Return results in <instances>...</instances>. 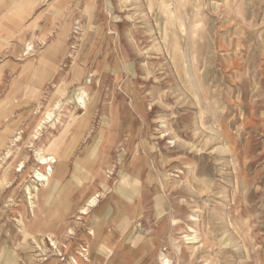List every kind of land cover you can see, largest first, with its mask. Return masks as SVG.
<instances>
[{"label":"rangeland","instance_id":"rangeland-1","mask_svg":"<svg viewBox=\"0 0 264 264\" xmlns=\"http://www.w3.org/2000/svg\"><path fill=\"white\" fill-rule=\"evenodd\" d=\"M177 1L0 0V264H264V0ZM74 59L100 77L77 139Z\"/></svg>","mask_w":264,"mask_h":264},{"label":"bare ground","instance_id":"bare-ground-1","mask_svg":"<svg viewBox=\"0 0 264 264\" xmlns=\"http://www.w3.org/2000/svg\"><path fill=\"white\" fill-rule=\"evenodd\" d=\"M150 2L155 6V5H158V6H160V8H163V9H166V11H165V13L164 14H166L167 15V19H166V23H168V24H170L172 21V17H171V11L168 9L169 8V4L171 5V3L172 4H176V3H178V1L177 0H150ZM142 3V2H141ZM180 3V2H179ZM182 4V3H181ZM146 6V5H145ZM193 6V5H192ZM181 7H183V5L182 6H180V9H181ZM146 9V8H145ZM195 9L196 10H200V7L198 6V5H196V6H193V9L192 10H190V9H188V7L186 6V8L184 9V11H183V13H184V15H185V17L183 16V14H182V12H180V17H181V20H183L182 21V27L184 28V32L185 33H183V34H185L184 35V38H185V40L186 41H188L189 42V40H192V36H191V31H193L194 32V30H192L194 27H195V25H193L192 23H193V21L192 22H190V24H189V26H187V21L188 20H190L191 19V17H193V15H195ZM152 11V10H151ZM201 11V10H200ZM174 12V11H173ZM178 12V11H177ZM199 13V12H198ZM173 14V13H172ZM179 17V16H178ZM191 21V20H190ZM6 28V27H5ZM16 28V23H15V20H13V21H11L10 22V26H9V29H8V33L9 34H12V35H14L15 34V31H13L14 29ZM4 29V28H3ZM5 30V29H4ZM115 31V30H114ZM119 34V33H118ZM95 39V38H94ZM63 42V41H62ZM104 43V42H103ZM123 43V42H122ZM193 43V42H192ZM62 44V43H61ZM93 44H94V42H93ZM13 46L11 47V49H16L17 48V46L16 45H14V44H12ZM64 45V44H63ZM96 45H97V43H96ZM76 46V45H75ZM95 46V45H94ZM121 44H119V48H121ZM34 49V47H33V45L31 44V43H28L27 44V51L29 52V51H31V50H33ZM75 49V48H74ZM146 49V48H145ZM51 50H53V49H51ZM48 51V50H47ZM55 51V50H54ZM147 52V51H146ZM54 53H56V52H54ZM58 53V52H57ZM47 54V53H46ZM61 54V53H60ZM52 55V54H51ZM76 55V54H75ZM188 55V54H187ZM47 56L48 55H46V56H44L43 58H41L40 60H43L44 62H45V64L47 63V65L49 64V67L51 66V67H54V65H55V63H57L56 61H54L53 59H51V58H47ZM49 56H50V54H49ZM52 56H55V55H52ZM74 56V55H73ZM119 56V55H118ZM122 56V55H121ZM130 57V56H129ZM57 58V57H56ZM86 58V57H85ZM102 58V57H101ZM119 58V57H118ZM46 59H47V61H46ZM134 59V58H133ZM73 60V59H72ZM61 61V60H60ZM121 61V60H120ZM132 61H134V60H132ZM44 62H41V63H44ZM110 63V62H109ZM60 65V64H59ZM86 65H87V63H86ZM106 65V64H105ZM68 66H70V71H67L68 72V75H67V77H66V81L67 82H65V83H68L66 86H65V88H66V90H64L65 92H64V97H68L69 95H70V88H69V85L71 84H74V82H79V86H78V89H79V92L81 93V95H79L78 96V98H77V102H78V106L80 107V109L81 110H83V116H81V117H79V116H77L76 114H72L71 116H70V119H72L73 117H76L75 118V120L74 121H70L72 124H73V126L72 127H69L68 126V128H67V130L70 132V131H72V133H73V138L74 139H77L76 138V136H77V134L83 129L84 130V128H86V126L88 127V125H89V123H91V117H92V113H93V108H94V99L93 98H90V97H87L86 96V88L88 87V88H90L91 86H92V82H94V80L95 79H97V78H100V77H97V76H93V75H90L87 79H86V84H84V85H82V83H83V77H84V75H85V71L87 70V68H85L83 71H80V69L78 68V64H76V59H74V62L73 61H71V63L70 64H68ZM109 66V65H108ZM108 66H107V68H108ZM106 68V67H105ZM49 69V68H48ZM79 69V70H78ZM137 69V68H136ZM51 70V69H50ZM55 70V69H54ZM53 71V70H52ZM36 72V71H35ZM39 73V72H38ZM72 73V74H71ZM103 73V72H102ZM39 75V74H38ZM38 75H37V77H38ZM55 75V74H54ZM71 77V78H70ZM105 77V76H104ZM35 78H36V76H35ZM70 78V79H69ZM68 79V80H67ZM101 82V81H100ZM98 83H99V81H98ZM37 85V84H36ZM89 85V86H88ZM77 86V85H76ZM45 90V89H44ZM19 92V91H18ZM87 98H86V97ZM67 97H66V99H67ZM63 98V97H62ZM71 102V101H70ZM113 107L114 106H111V107H109L110 108V110H109V112L111 111V110H113ZM115 109H117L118 110V108H115ZM72 111V107L70 106V104L68 105V107H67V109L65 110V112L66 113H68V112H71ZM81 112V111H80ZM113 112V111H112ZM50 113V112H49ZM96 113V112H95ZM48 115V114H47ZM52 115H53V113H52ZM66 115V114H65ZM50 115L48 116V119H50ZM108 117V120L111 122V125H112V129H113V126H115V127H118V125L115 123V125H114V121L115 120H118V118L117 119H110L109 118V116H107ZM66 120V119H65ZM122 121V120H121ZM64 122V121H63ZM64 124V123H63ZM42 125L43 124H40V125H38V128H41L42 127ZM44 128V127H43ZM108 128V127H107ZM111 128H108V130H110ZM87 129V128H86ZM67 131V132H68ZM39 132V131H38ZM109 135V138H108V144H107V146L108 147H111V145L113 146V144H111V142H112V140H113V138H114V136H115V133L114 132H109L108 133ZM165 132H163V134H162V137H165ZM78 136H79V134H78ZM175 136H177V135H175ZM178 137V136H177ZM21 138V136H19L18 137V139H20ZM111 138V139H110ZM17 139V138H16ZM74 139H72L67 145H65V147H63V151H62V155H61V159H60V161H59V159H57L58 157H56L55 155H45V154H40L39 155V160H40V164H44L45 166H46V172L45 171H43V172H39L37 175H38V181H40L41 182V184H47V183H49L50 181H51V179L50 178H52L53 179V177L54 176H56V175H58L59 173V170L58 169H55V164L56 163H58V161L60 162V165L61 166H63V168L65 167V165H66V163H67V160H68V157H69V152H70V150L72 149V147H73V143H74ZM168 139V138H167ZM77 141V140H76ZM170 141V140H169ZM173 143V142H172ZM174 143H175V141H174ZM106 146V147H107ZM144 146V145H143ZM76 147V146H75ZM106 150H107V148H106ZM105 150V151H106ZM41 151V150H40ZM71 154V153H70ZM71 158V157H70ZM117 167H118V165H117ZM109 171L110 172H112V169H109ZM113 171H115L114 169H113ZM38 172V171H37ZM103 171H102V169H101V171L99 170V171H97V176H99L100 177V174L102 173ZM35 177H37V176H35ZM101 180H104V181H106V182H108V179H104V178H101ZM97 182H99L98 180H96L95 181V189H96V192L93 194V196L88 200V202H87V205L86 206H84V207H82V209H81V213L82 214H88L89 213V211L92 209V208H96V207H98V206H100V203L103 201V196H104V194H103V192L101 191V189L98 187V184H97ZM43 186V185H42ZM47 186V185H46ZM37 187V186H36ZM39 188V187H38ZM30 190V189H29ZM30 193V192H29ZM37 193V192H36ZM41 193V192H40ZM39 193V194H40ZM29 195V194H28ZM30 195H31V193H30ZM29 195V196H30ZM37 195V194H36ZM36 198V197H35ZM29 199H32V197H30ZM39 203V202H38ZM33 204V203H32ZM34 205H36V204H34ZM33 206V205H32ZM34 207V206H33ZM102 212V208H98L97 209V214L98 215H100V213ZM50 239V238H49ZM51 241H53L52 239H50ZM44 241V240H43ZM54 242V241H53ZM54 244L56 245V244H58L56 241L54 242ZM53 244V245H54ZM81 253V255L83 256V257H86V259L87 258H89V255L87 256V254L89 253V251H88V249L87 248H82V250L80 251ZM63 260V259H62ZM164 264H169V260L167 259V258H165L164 257Z\"/></svg>","mask_w":264,"mask_h":264},{"label":"crops","instance_id":"crops-1","mask_svg":"<svg viewBox=\"0 0 264 264\" xmlns=\"http://www.w3.org/2000/svg\"><path fill=\"white\" fill-rule=\"evenodd\" d=\"M14 45L17 46V44H14ZM13 50H16V49H13ZM46 53H47V52H46ZM46 53H45L43 56H41V57L43 58L44 56H46ZM46 61H47V59H46Z\"/></svg>","mask_w":264,"mask_h":264}]
</instances>
